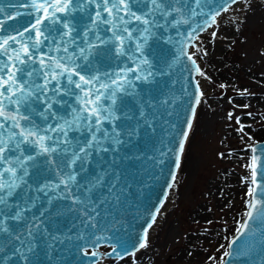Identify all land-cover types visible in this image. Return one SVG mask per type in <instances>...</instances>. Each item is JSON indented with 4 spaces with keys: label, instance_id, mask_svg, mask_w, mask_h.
Segmentation results:
<instances>
[{
    "label": "snow or ice",
    "instance_id": "1",
    "mask_svg": "<svg viewBox=\"0 0 264 264\" xmlns=\"http://www.w3.org/2000/svg\"><path fill=\"white\" fill-rule=\"evenodd\" d=\"M216 3L217 0H27L21 6L35 9L26 14L32 17L27 24L17 27L0 20V264H30L40 242L48 238L49 248H54L55 243H73L82 256L94 258L92 264H103L106 258L119 264L126 257L132 258L131 264H139L137 253L150 248L149 230L158 222L169 193H165L143 233L131 245L125 238L131 233L101 236L97 234V217L101 215L98 209L109 203V198L102 197V189L107 188L109 197H113L120 175L104 169L102 159L100 172L90 175L88 166L93 155L118 153L121 147H128L142 129L146 135L148 130L155 132L157 104L168 105L170 101L154 102L150 93L138 89L136 82L154 84L157 76L170 74L162 68L157 70V62L163 60L169 69L173 63L159 56L154 46L175 47L172 31L183 35L189 42H181L176 59L186 56L195 74L208 80L210 77L197 62L198 54H208L195 43L200 33L212 28L215 30L211 35L217 38L224 14L235 12L237 7L244 17L255 14L257 9L264 10V0H218V6H214ZM3 12L4 7H0ZM196 17H202V23L192 27ZM231 23L239 32L245 19L233 17ZM185 26L190 30L181 33ZM113 61L127 63L119 73L101 74V66ZM195 86L197 96L178 144L169 190L177 187L196 108L203 102L199 80H195ZM125 98L135 103L136 113L121 111ZM232 117L229 112L228 118ZM121 120H135V124L121 129ZM236 123L240 124L239 118ZM245 127L240 124L237 131L243 132ZM248 140L253 138L248 136ZM249 150L253 155L245 165L251 171L246 178L250 184L248 211L220 259L212 258L214 264H230L238 257L246 259L238 245L251 233L258 217L264 220V179H260L264 177V145L253 141ZM258 151L260 155H256ZM33 173L43 180L30 183ZM65 201L66 205L58 203ZM45 202L46 206L40 207ZM72 214L74 219L79 218L82 230L69 235L77 227L73 223L63 239L49 232L50 220ZM113 228L103 231L112 232ZM101 247L111 251L101 252ZM258 264H264V256Z\"/></svg>",
    "mask_w": 264,
    "mask_h": 264
},
{
    "label": "rangeland",
    "instance_id": "2",
    "mask_svg": "<svg viewBox=\"0 0 264 264\" xmlns=\"http://www.w3.org/2000/svg\"><path fill=\"white\" fill-rule=\"evenodd\" d=\"M237 9L224 14L217 38L212 37L215 29L211 28L198 45L202 49L221 44L223 26L230 27L232 38L221 44L224 51L218 67L209 68L207 55L198 54L197 62L210 77L200 80L204 96L198 107L210 105L212 117L201 129L194 126L196 118L193 121L184 151V159L194 162L191 171L181 166L177 187L149 234L150 248L143 250L139 264H214L212 258L220 259L244 218L249 197L236 193L228 182L234 177L239 186L249 184L246 174L251 171L245 167L251 157L249 145L264 140V10L244 17ZM237 16L245 19L239 32L231 23ZM220 84L228 87L220 88ZM236 118L246 126L243 132L237 131ZM199 209L205 213L203 218ZM131 261L128 257L119 264ZM103 264L116 261L107 258Z\"/></svg>",
    "mask_w": 264,
    "mask_h": 264
},
{
    "label": "water",
    "instance_id": "3",
    "mask_svg": "<svg viewBox=\"0 0 264 264\" xmlns=\"http://www.w3.org/2000/svg\"><path fill=\"white\" fill-rule=\"evenodd\" d=\"M26 3L27 0H0V7H4V12L0 13V20H7L9 25L15 24L17 27L27 24L28 21L32 20V17L26 14L35 12V9L30 6H21ZM7 5H13V7H7ZM214 6H218V0ZM205 11H208V9H205ZM17 12L24 15L17 16ZM9 16H13L14 19H8ZM202 20V17H196L192 27H195L197 22L202 23ZM210 29L200 33V39L195 41L197 46L203 33H209ZM189 30V27L185 26L180 29V32L185 33ZM172 35L176 41L175 47L171 45L165 47L154 46L157 48L159 56L167 58L173 63V67L169 69L163 64V60H159L157 70L162 68L170 74L157 76L156 82L152 85L136 82L138 89L142 93H150L154 102L164 99L170 101L168 105L157 104V111L154 113L156 119L153 125L155 132L152 133L151 130H148L149 134L146 135L145 130L142 129L139 138L134 139V142L128 147H121L118 153L109 151L108 153H101L99 156L93 155L92 163L88 166V174L100 172L101 168L98 165H100L102 159L104 169H112L120 175L118 190L114 191L113 197H109L107 188L102 189V197L109 198V203L98 209L101 215L97 217V234L105 236L125 235V232L131 233V237L125 236L129 240V245L143 233L147 223L151 220V213L160 206L166 192L169 193L167 201L171 198L172 190L168 189V184L171 182L173 171H175L178 144L186 130V122L191 118V109L197 96L195 80L200 81L202 79L192 70L191 62L186 56L176 59L177 49L182 46L181 42L188 43L189 41H186L183 35H177L175 30L172 31ZM189 51H192V49H189ZM125 63L127 62L113 61L105 63L101 66L100 72L101 74L104 71L119 73ZM198 63L201 67V62ZM127 66L132 67L133 65L128 64ZM193 77H195V80ZM129 110L132 113L137 112L132 99L125 98L121 111ZM149 111L151 113V110ZM167 112H171L172 115H167ZM118 123L121 129H124L126 125H134L135 120H121ZM107 127L111 130L110 125H107ZM259 142L264 145V140ZM256 155H260V152L258 151ZM125 156H138L139 159H123ZM113 160H115V163H113ZM108 179L111 181L112 177ZM260 179H264V177ZM42 180L43 177L33 173L30 183L35 185ZM119 189H122V191H119ZM116 195L119 196L118 200L114 199ZM99 196L100 194H98V198ZM58 203L66 205L68 202ZM45 206L46 202L40 205V207ZM35 211L38 215L39 208ZM247 211L248 208H246ZM74 216L75 214H72L50 220L48 222L49 232L53 235H59L63 239L64 234L67 233L68 228L73 223H76L77 227L72 228V232L68 233L69 235H74L77 231L82 230L79 225V218L74 219ZM106 227L113 228V231H103ZM115 229H120V231L116 232ZM152 229H154V225ZM88 231H91V229ZM236 234L237 231L233 236ZM48 242H50V238L40 242L35 254L31 256L30 264H92L94 258L82 256L78 251V247L73 243L68 241L63 244L55 243L54 248H49ZM101 243H104V241H101ZM249 246H252L251 249ZM238 247L242 249V255H247V258L238 257L230 264H258L261 256H264V220L257 218L252 225L251 233L242 240ZM100 251L108 252L111 249L101 247Z\"/></svg>",
    "mask_w": 264,
    "mask_h": 264
},
{
    "label": "bare ground",
    "instance_id": "4",
    "mask_svg": "<svg viewBox=\"0 0 264 264\" xmlns=\"http://www.w3.org/2000/svg\"><path fill=\"white\" fill-rule=\"evenodd\" d=\"M236 11H238V9H236ZM241 12V11H240ZM230 14V13H229ZM219 18V17H218ZM219 20V19H218ZM231 29H230V27L228 26V25H226V26H223V28H222V33H221V36L223 37V39H222V41H221V44H224L225 43V41L228 39V38H230L231 37ZM232 38V37H231ZM221 44H219V45H212V46H209V48H205V47H203L202 48V50H205V51H207V65L209 66V68H216V67H218L219 66V59H218V57H220L219 56V54L222 52L223 53V51H224V49L222 48V46H224V45H221ZM200 88H201V90H202V87H201V85H200ZM199 108V107H198ZM198 108H196V109H198ZM197 112V111H196ZM212 117V111H211V108H210V105H206V106H204V107H200L199 109H198V113H197V117H196V121H195V124H194V126L197 128V129H201L203 126H206V124L208 123V121L210 120V118ZM183 159H184V155H183ZM182 159V167H184V169H185V171H191L190 169H191V167H192V165H193V161L190 159V157H189V159L186 161L185 159L183 160ZM185 161V162H184ZM193 162V163H192ZM184 164V165H183ZM188 174V173H187ZM189 175V174H188ZM247 176H246V178L247 177H250V175H251V173L249 174V173H247L246 174ZM229 184L230 183H232L231 185L234 187V189H236L238 192H236V193H242V194H244L245 196H247L246 194H247V192H248V185L249 184H241L240 186H239V184L240 183H238V181H236V179L233 177L232 179H230L229 180V182H228ZM169 201V200H168ZM168 201L165 203V206H164V208L161 210V213H162V211L166 208V206H167V204H168ZM197 213H199V215L201 214V216H202V218L204 217V212H202V210L201 209H199V211L197 212ZM151 231H152V229L149 231V234L151 233ZM171 231L169 230V233H170ZM142 254H143V250L141 251V252H139V253H137V257H136V259H138V258H141L142 257ZM112 260H114L113 258H111Z\"/></svg>",
    "mask_w": 264,
    "mask_h": 264
}]
</instances>
